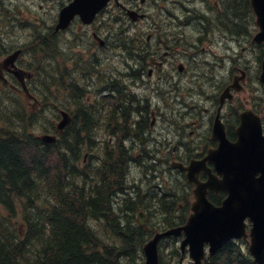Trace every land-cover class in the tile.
Segmentation results:
<instances>
[{"label":"trees","instance_id":"1","mask_svg":"<svg viewBox=\"0 0 264 264\" xmlns=\"http://www.w3.org/2000/svg\"><path fill=\"white\" fill-rule=\"evenodd\" d=\"M223 6L224 14L229 12L227 25H233L231 21L241 17L239 25L254 26L249 0H225ZM245 30L243 27L246 34ZM51 34H41L35 46L30 45L26 51L60 60L56 50L50 48L51 53L47 50V44L56 41ZM210 34H214L213 29ZM259 51L261 61L263 45ZM57 64L52 67L54 72L42 60L33 68L37 77L48 76L47 87L39 94L43 111H32L9 88L12 94L9 100L0 91V264H144L143 247L148 234L137 225V212L148 210L153 226L182 225L190 210V189L179 175L167 177L162 171L168 183L162 193L154 189L152 179L148 180L152 182L149 184L143 183V179L129 181L128 169L133 162L147 171L157 167L150 165L148 159L129 160L135 156L132 152L127 155L124 149L113 160L103 159L99 167L92 162L93 156L89 164H84V146L93 151L92 155L97 150L92 128L73 126L56 144L41 142L35 132L45 121L50 124L49 129L44 128L46 132L57 131L53 125L58 112L52 111V118L51 111H45L47 105L51 108V103L61 106L63 65ZM50 89L55 90L58 100L52 99L54 95L48 96ZM15 100L21 104L18 109ZM112 128L121 138L130 134L133 140L139 130H127L118 124ZM145 148L143 145L142 152ZM145 154L150 155L149 150ZM116 192L125 194L113 204L112 196ZM92 219H104L106 223L94 229ZM101 229L105 239L96 233ZM177 251L180 253L177 245H172L168 260L164 255L163 264H175ZM209 264L253 263L240 250L223 248Z\"/></svg>","mask_w":264,"mask_h":264},{"label":"flooded vegetation","instance_id":"2","mask_svg":"<svg viewBox=\"0 0 264 264\" xmlns=\"http://www.w3.org/2000/svg\"><path fill=\"white\" fill-rule=\"evenodd\" d=\"M73 1L63 0L58 9L61 11L73 3ZM148 1L151 0H111L96 15H93V13L90 14L92 12V5L89 4L84 7L83 13L75 16L69 28L63 31L64 35L61 40V48L64 57L61 59V63L65 65L66 78H72L73 84L74 80L76 81L74 88L76 89L77 98L80 99L77 101L78 114L75 116L72 125L79 128H92L95 130L96 133L93 134V138L96 143H105L108 132H105L103 128L109 129L111 135L108 136V143L112 145L115 144L114 139L118 140L115 136L116 134L113 136L114 132L112 127L114 125L118 124L120 127L123 125L127 130H129L132 123L137 126L141 125V127H146L149 116L145 113L148 108L151 111L150 117L153 119L150 126L151 129H154L157 122L156 112L161 111V107L158 105L155 106L154 103H149L147 96L141 98L144 105H140L135 109L136 113L139 112V115L142 116V119L140 121L131 120L128 111L132 109L134 102L131 103L127 88L129 86L128 80L132 79L131 76L137 77L141 81L147 79L153 80L155 77L162 80V74L170 79H173L174 76L189 78L193 75L199 80L212 78L208 69H203L198 60L201 56V59L205 60V63L217 62L214 59L213 61L210 58L206 60V55H197L194 57V61L196 62L194 72L184 64H177V60L179 57L181 58L183 48L189 47L192 44L191 48L195 50L197 44L203 42L202 37L204 34L209 36L210 31L214 27H223L227 21L226 16L229 12L227 13L225 11L226 16L222 17L219 14H215L218 13V10L214 9L216 4L211 3L213 0H192L194 3H200L204 7V12H202L206 17L201 24L200 31H198L197 36L200 38L198 43H196L194 42V38L192 36L190 37L188 33V29L191 26L188 17L194 15L191 10H186L183 14L177 15L179 24L176 27L178 30H175L172 25H165L163 27L164 22L161 21L152 33L147 34V21L149 18H153V15H149L151 6L148 4ZM163 2H165L166 7L169 5V0H161L160 4ZM171 4L173 5V3ZM164 8L161 7L157 12H164ZM170 12L174 11L169 10L168 14ZM169 18L173 19V15L171 14ZM238 20H242V18L239 17ZM238 20L233 25H228V32H222L219 39H224L232 45L243 44L246 39V34L240 30L238 25L242 24V21ZM116 32L120 33L117 39ZM122 42L130 45L132 50L136 49L137 52L133 55L134 58H129L130 54L122 57L111 56L113 50L116 49L115 45H120L121 43L120 46H123ZM218 42L221 44L220 40ZM73 43L78 45H72ZM80 47H83L85 50L80 52ZM102 54H105V56ZM219 55L224 56V53L222 54L220 52ZM124 59H132L133 61L132 63L129 61L124 62ZM110 60L112 61L110 62ZM187 62L184 61L185 64ZM106 63H110L114 67L119 63L118 66H122L123 71L116 73L115 71H111L110 67L105 68L107 69L105 71V69H102V66ZM203 65L205 64L203 63ZM73 84L67 80V85L65 86L66 97L70 94L69 91L72 89L71 86ZM129 103L131 106H127ZM120 117H126L127 119L123 120ZM232 118H235L233 121L236 123V127L234 125H230L229 127L234 130L236 139L235 131L239 125V113L238 115L234 114ZM180 119H177V121H180ZM162 131L168 134L166 128H163ZM101 134H103V137ZM207 134L205 133L204 138H202L203 135L199 136V140L196 141L197 144L199 142H205V145L201 149H198L199 146L197 145L196 147L188 148L184 152L174 147L170 152L168 150L158 153L157 150L161 147L162 141L164 143L169 142V136L164 135L162 141H154L153 137L145 129L138 130L133 141L139 145L145 143L144 146H151L150 152L158 153L157 156L162 159L188 161L202 155L204 156L210 149L217 146L215 141L211 140L209 131ZM130 137V134H128L124 139H130ZM106 158L113 160L110 156ZM202 179L206 180L207 177L203 175ZM111 180L113 181V179ZM148 180V178H145L143 183L149 184L150 182ZM211 192L210 195H215L213 191ZM227 196V192H222L218 196L221 204ZM120 200L122 199H118V201ZM118 201L116 199L112 203L114 204V202L116 203ZM248 225L250 226L249 222Z\"/></svg>","mask_w":264,"mask_h":264},{"label":"rangeland","instance_id":"3","mask_svg":"<svg viewBox=\"0 0 264 264\" xmlns=\"http://www.w3.org/2000/svg\"><path fill=\"white\" fill-rule=\"evenodd\" d=\"M224 1L225 0H213L211 3L217 4L216 2H218L219 4H217L218 5L217 9L219 11H224L225 10L223 6ZM62 2L63 0H0V15L2 18L0 19V37H2L3 44L8 50V52L0 53V63L5 59V57L8 54H11L16 49H18V47H21L23 49L29 47L30 46L29 43L32 42L34 36L38 33L45 32V29L49 24L55 25L57 23V11L60 5L62 4ZM160 2L161 0L148 1V4L151 6L149 9V15H153V18H149L147 21V28H148L147 34L152 33V31L155 30L156 26L161 21L164 22L163 27L165 25H172L176 30L177 29L176 26L177 24H179L177 15L179 13L183 14V12L186 10H191L193 11L192 13L194 15L192 17L187 16L190 19V24H191V26L188 29L189 30L188 33L190 37L192 36L194 38V42L198 43L200 37H198L197 35H198V31H200L201 29V24L204 21L203 19V16L205 15L203 13L204 7H202L200 3H194L192 0H169V5H167V7L165 6V2L161 4ZM171 3H173V5ZM161 7L162 8L165 7L164 12L160 11L158 13L157 10L160 9ZM169 10H173L174 12H170L168 14ZM171 14L173 15V19L169 18ZM220 15L223 17L226 16L225 14L222 13ZM199 18H201V20H199ZM227 22L228 21H226L225 25L221 28L214 27L215 33L212 41L207 38L203 39L202 43L197 44V48L195 50L191 48L192 44L189 47L183 48L181 52V58L179 57V59L177 60L178 61L177 64L178 63L184 64L187 66V68H189L194 72L196 69V62L194 61V57H196L199 54L206 55V60L210 58L212 61L213 59L215 61H219L218 65L205 64L204 62L205 60H202L200 56V59L198 60V62L201 63L200 66L203 69L204 68L208 69L210 75L213 74L212 72L214 71L215 72L218 71L226 75L227 70L228 69L230 70L232 65H234L235 63V62L233 63L231 62L232 61L231 55H235V54L237 55V53L239 55L241 53L245 54L249 49L247 45L239 44L233 46L231 43H227L224 39H219L220 34L222 32H228ZM231 22L234 23L233 21ZM238 26L240 30L243 31L244 26L241 25ZM119 36L120 33L116 32V39ZM218 40H220L221 44L218 42ZM56 43H58V41L57 42L54 41V43L49 42L47 46L54 50H58L55 45ZM72 45H78V44L73 43ZM120 45L119 44L115 45L116 49L113 50V54L111 56H126V54H130V56H132L137 52L136 49L132 50L131 46L126 43L122 42L123 46ZM31 47H29L28 49H30ZM222 48L223 51H221ZM120 49L124 50L126 54L121 55ZM83 50L85 49L83 47H80L79 51L82 52ZM220 52H225V55L222 57H218ZM102 55L105 56V54ZM225 57H229L230 58L229 61L222 62L220 59ZM41 60L43 61V65L47 67L50 66L51 60L49 58H44L43 55L37 56L30 53H26L21 59L22 64L21 62L18 64L20 69L24 70L25 72H29L32 76V80L30 81L29 84L30 90L28 89L29 96H27L25 93V95H21V97L24 100L21 97L20 98L23 101H25L27 105L31 106L30 108L33 111H35V107H40L42 103V101L38 99L37 96H33V94L37 95L38 93L42 95V92L40 93V91L37 90H39L40 87H42L41 86L42 82L46 81L45 79H48V76L46 75L43 77V80H40V78L35 77V74L32 71L26 70L24 64L33 62L36 65ZM111 61L112 60H110V62ZM184 61H188V62L185 64ZM191 63L192 65H190ZM203 63L207 67H205ZM241 64L244 66V68H246L245 65L249 66L251 70L259 69V65L257 63V53L249 51L248 55L246 56V59L243 60ZM118 65L119 63L117 64L116 69L119 68L122 72L123 71L122 66H118ZM108 67H110L112 71L113 69L112 67L114 66H111L110 63L109 64L106 63L104 66H102V69L104 70L105 68ZM105 71H107V69H105ZM52 72H54V70H52ZM57 72L59 71L57 70ZM232 76L227 77V79L225 77L226 79L225 81L223 79H219L218 81H221L220 82L221 85H226L228 83L230 84L231 82L230 80H232L233 78ZM162 77H163L162 80H159L157 77H155L153 80L152 79L145 80L144 83H142V81H137V80L128 81V85H132L131 87L132 94H134L138 99L144 96L151 97V94L154 93L155 94L154 100H152L151 98L149 100H152L151 103H154L155 106L158 105L161 107V112L159 111L157 114L158 127L154 131L152 130L153 132L150 131L149 134L154 135V137L157 138L155 139L156 141H162L164 135L169 136L171 142L174 141L178 142V139L181 140V142L188 141L189 144L187 146L180 145L178 143L176 144V146H178L176 147L177 150H179L180 148L181 152L188 150L189 147H196L197 145L199 146L198 149H201V147L205 145V142H199L197 144L196 140H198L199 136H201L203 133L207 134L208 131L210 130L211 128L210 121L216 115V111L218 108L216 104V100L219 99L223 90L219 93H216L215 91L217 85L215 83H209L208 82L209 79L199 80L197 77H194V75L190 76L189 78L174 76L173 79H170L169 77H165L162 74ZM230 77L232 78L230 79ZM74 83H76L75 80ZM246 86L248 88L247 89L248 91H246L244 94L237 95L233 103L227 104L223 110L224 111L223 116H227L229 121L233 119L232 117L235 108H239L241 104L244 105L245 107L251 108L250 103L254 101L256 102L257 108L264 114V99L260 97V95L262 94H259V92L257 91L254 81L251 80L249 84H247ZM0 91L1 94L5 98H8L9 100L10 95H12L10 91L8 89H5V87H2L1 85H0ZM49 93L53 94V91H50ZM62 94L64 101L65 96L64 93ZM214 96L217 97L214 99ZM52 99L55 101L58 100V95L55 94L54 97H52ZM49 107L50 105H47L45 110L46 112L51 111V116L53 118L52 111L54 112L55 109L53 108L52 103H51V108ZM177 119H180V121H177ZM225 121H227L226 117H225ZM44 128L47 129L50 128V124L48 121H45L43 125L39 126L36 129L35 133L38 134L39 136L43 135L44 133H47L46 130H44ZM163 128H166L168 134H165L162 131ZM183 129L184 131H182ZM190 131H195V133L194 134L192 133L193 134L192 135ZM101 135L103 137V134ZM131 168L132 171H129L130 180L133 179L141 180L142 178L140 176L141 170L137 169L138 166L132 165ZM104 223H106V221L96 220L94 222L95 228H97V226L100 227V225ZM96 232L99 233L100 237L105 238V235L101 234L102 229L96 230ZM242 245H243L242 252H244L245 255H248V248H247L248 245L246 244H242ZM167 250L168 251L166 252L167 253L169 252L167 254V260H168V255L171 253V250L170 249ZM177 258L179 261L180 253L178 251H177ZM183 264H191V259L185 257L183 260Z\"/></svg>","mask_w":264,"mask_h":264},{"label":"water","instance_id":"4","mask_svg":"<svg viewBox=\"0 0 264 264\" xmlns=\"http://www.w3.org/2000/svg\"><path fill=\"white\" fill-rule=\"evenodd\" d=\"M107 0H99L97 5L101 8ZM252 8L256 15V23L259 32L254 41L264 43V0H251ZM77 1L67 10L68 14L76 15ZM97 6H92V10ZM98 9V8H97ZM93 13L90 12V14ZM68 20L62 16L58 29L66 28ZM10 58L6 63H12ZM260 80L264 85V60ZM235 88L239 87L236 79ZM226 94L223 95V98ZM242 126L238 129L239 141L235 144L226 138L225 128L219 116L215 124V135L221 140L220 148L203 161H192L189 166L174 164L182 172L187 173L189 182L195 184L194 190L196 202L193 204V214L186 226L158 233L145 245L144 252L146 264H159V243L168 236H181L186 239L182 243V249L190 246L191 257L196 264H203L205 258V245L211 246V254L214 255L225 243L233 238L247 237L245 232V220L250 218L254 223L250 235L252 245L251 253L257 258L258 264H264V136L260 117L251 110L242 116ZM69 116L64 114V120L58 125L62 132L69 123ZM45 143H52L55 136L45 135L41 137ZM213 161L216 170L224 176V180L218 181L211 178L207 184L200 182V172L206 171V161ZM260 178H257L258 175ZM216 191L227 190L229 199L223 207H215L207 199L208 189Z\"/></svg>","mask_w":264,"mask_h":264},{"label":"bare ground","instance_id":"5","mask_svg":"<svg viewBox=\"0 0 264 264\" xmlns=\"http://www.w3.org/2000/svg\"><path fill=\"white\" fill-rule=\"evenodd\" d=\"M205 5V4H204ZM203 5V6H204ZM211 12V11H210ZM208 13V12H207ZM180 14V13H179ZM234 29V28H233ZM111 35V34H110ZM234 41V40H233ZM234 44V43H233ZM234 46V45H233ZM222 51H223V48H222ZM222 53H224V52H222ZM31 58V57H30ZM120 60V59H119ZM50 61V60H49ZM55 67V66H54ZM99 69V68H98ZM90 71V70H89ZM142 74V73H141ZM199 85V84H198ZM87 103V102H86ZM143 107V106H142ZM50 108V107H49ZM187 119V118H186ZM208 126V125H207ZM164 131V130H163ZM168 132V131H167ZM166 138V137H165ZM147 139H148V137H147ZM152 139V138H151ZM135 140V139H134ZM144 141V140H143ZM155 141V140H154ZM143 143V142H142ZM141 144V143H140ZM145 144V143H144ZM143 144V145H144ZM159 144V143H158ZM161 146V145H160ZM160 148V147H159ZM116 166V165H115ZM114 168V167H113ZM117 169V168H116ZM148 179H151L150 177L148 178ZM150 182V181H149ZM112 183V182H111ZM115 183V182H114ZM150 183H152V182H150ZM122 196H123V192H116V193H113V196H112V202L114 201V200H118V199H122ZM20 203V202H19ZM158 210V209H157ZM88 211V210H87ZM89 212V211H88ZM87 213V212H86ZM83 214V213H82ZM93 214V213H92ZM88 215V214H87ZM26 216V215H25ZM82 217V216H81ZM83 218V217H82ZM86 218V217H85ZM96 220H98V219H92V224H93V226H94V229H96L95 228V224H94V222L96 221ZM104 220V219H103ZM135 220H136V218H135ZM98 223V222H97ZM100 224V223H99ZM91 225V224H90ZM97 227H99V226H97ZM129 229V228H128ZM133 229V228H132ZM131 229V230H132ZM88 233V232H87ZM97 233V232H96ZM98 235H99V233H97ZM100 236V235H99ZM105 239V238H104ZM146 243H147V240H146ZM146 243H145V245H146ZM96 243H94V245H95ZM102 244V243H101ZM144 245V246H145ZM144 248V247H143ZM169 253V252H168ZM167 253V254H168ZM222 255V254H221ZM125 262V261H124ZM14 263V262H13Z\"/></svg>","mask_w":264,"mask_h":264}]
</instances>
